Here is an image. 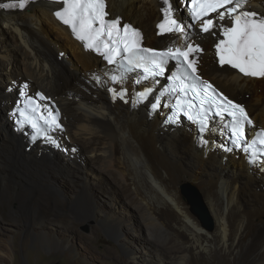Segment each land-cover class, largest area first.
<instances>
[{"label":"bare ground","instance_id":"bare-ground-1","mask_svg":"<svg viewBox=\"0 0 264 264\" xmlns=\"http://www.w3.org/2000/svg\"><path fill=\"white\" fill-rule=\"evenodd\" d=\"M248 5L264 14V0H249ZM161 6L158 0H107V10L112 16L120 15L143 30L145 44L163 47L188 39L192 35L189 31L183 35L156 34L155 25L160 19ZM56 8L48 0H31L22 10L0 11V23L5 26L4 33L9 39L8 48L0 54V73L5 75V84L8 85L0 90L1 110L7 113L13 103L15 93H10L9 88L29 78L32 89L42 88L56 96L65 117L64 120L59 119L66 130L64 134L70 137L72 143L82 145L91 162L111 177L115 188H119L129 204L144 217L149 226V240L158 243L157 231L153 229L159 226L166 232V238L167 234H172L178 241L186 243L187 249L183 251L187 252L189 249L202 250V253L219 249L236 255L257 246L254 264H264V257L259 254L264 249V167L259 168V163L248 165L246 153L236 146L233 149L238 151L230 152L232 158L229 157L223 147L230 144L224 143V130L219 131L222 126L215 121L210 123V130L202 138L208 141L205 144L202 139H197L198 132L195 133L192 127L188 128L193 133L183 128L181 135L179 126H187L184 121L172 127L171 132L169 127H163L158 113L149 115L146 101L134 103L135 98L131 96L128 99L130 103L109 100L103 89L87 81L89 72L100 63L98 57L84 50L68 28L56 20ZM0 33L3 31L0 30ZM201 42L205 47L200 57L203 74L227 94L244 101L258 127L264 128V78L242 77L226 67L217 66L210 47L213 39L207 34L202 36ZM65 47L76 55L74 60L66 57ZM151 84L147 82L148 87ZM137 89L143 91L142 88ZM87 90L91 94H85L86 100L85 97L77 99L79 92ZM3 117L7 115L3 114ZM5 127L8 128L7 141H4L7 142L4 143L5 164L0 176L3 181L10 178L14 171L17 172L15 164L24 166V171L30 175L38 169L40 171L48 148H54L52 152L48 150L47 155L52 153L59 166H79V163L67 162L58 155V151L62 150H55L52 144H49L52 147L42 145L39 148L37 143L27 151L29 144L26 137L15 134L7 125ZM26 154L30 155L27 163L23 159ZM225 158L236 164L237 173L232 171L231 175L225 170ZM39 160L40 164L37 163ZM100 180L97 182L102 183ZM187 181L199 184L203 201L214 221L213 230L203 227L191 213L188 201L180 190ZM243 199L246 206L242 204ZM120 213L119 216L126 217L122 211ZM158 244H163L162 240ZM176 259L180 264H189L190 261L187 254Z\"/></svg>","mask_w":264,"mask_h":264},{"label":"rangeland","instance_id":"rangeland-1","mask_svg":"<svg viewBox=\"0 0 264 264\" xmlns=\"http://www.w3.org/2000/svg\"><path fill=\"white\" fill-rule=\"evenodd\" d=\"M0 25L2 27L0 30L3 31L0 33V54H2L5 52L3 50L8 48L9 39L4 33L5 26L1 23ZM66 57L74 60L76 55L66 48ZM71 72L66 74L72 75ZM0 74V90H2L8 85L5 84V82L7 83L5 75ZM70 75L67 76L71 78ZM73 76L76 75L73 74ZM85 94L91 93L89 90L81 91L77 94V99L85 97L84 100H86ZM1 102L0 100V119L2 120L0 122V176L5 164L4 148L7 142L4 141H7L8 129L5 126L12 127L7 117H3V114L7 115V113L1 110ZM188 127H192V125L185 127L183 124L182 128L179 126L181 135L183 128L193 133L189 131ZM192 129L194 128L192 127ZM210 138L214 141L212 136ZM62 139H64L61 143L62 147L67 150L66 152L58 151L57 154L67 162L79 163V166L75 167L70 164L68 168L59 166L52 153H50L51 156L47 155L49 154L48 150L52 152L54 148H48V150L46 148L48 153H45L44 163L41 162L45 167L41 166L40 171L38 169V172H32V178H29L31 175L24 171V166L19 167L16 164L18 173L14 171L15 173L11 174L10 178H5L4 181L0 178V264H153L159 261L163 264H180L176 258L184 254H187L190 259L189 264L255 263L257 246L236 255L224 253L219 249L216 251L214 248V251H203V253L202 250L189 249L188 253L183 251L187 249L186 243L178 241L172 234H167L166 238L164 235L166 232L159 226L153 230L157 231L155 232L158 238L157 242L162 240L163 244L152 242L148 239L149 226L145 223L144 217L129 204L119 188H115L111 177L98 170L97 165L92 163L83 152L82 145L76 142L69 143L64 137ZM42 141L43 139L38 142L39 148L46 145ZM73 145L77 146L78 151L71 158L69 147ZM47 146L52 147L49 144ZM30 149L26 147L27 151ZM234 151L238 150L232 148L231 152ZM228 155L232 158L230 152ZM29 156L28 154L23 156L26 163L30 161ZM227 159H223L225 170L231 172V175L233 172L237 173L236 164ZM37 163L40 164V160ZM87 167H90V170ZM259 168H262L261 164ZM45 169H47L48 175ZM98 178L102 180H100L102 183L97 182ZM187 182L194 185L201 193L197 182ZM33 184L34 186H32ZM180 190L182 192V187ZM243 201L242 204L244 203L246 206V201L244 199ZM188 206L191 209L189 203ZM110 211L115 215L107 214ZM120 211L126 217L119 216L121 215ZM191 213L202 225L201 220L193 212ZM114 217H116L117 223H114L116 222ZM211 223L212 228L202 226L213 230L212 216ZM259 254L264 257V249Z\"/></svg>","mask_w":264,"mask_h":264},{"label":"snow or ice","instance_id":"snow-or-ice-1","mask_svg":"<svg viewBox=\"0 0 264 264\" xmlns=\"http://www.w3.org/2000/svg\"><path fill=\"white\" fill-rule=\"evenodd\" d=\"M192 17L199 22L200 31L212 33L219 28L222 39L215 44V54L219 65L224 68L237 70L245 77L264 78V14L245 10V0H190ZM28 0H9L0 2V9H24ZM61 9L55 12L56 17L69 26L75 38L84 44L86 49L102 53L109 64L116 65L121 71L118 77L111 79L122 82L128 73L137 72L139 84L141 80L151 78L157 83L156 77L165 75L166 64L169 58L180 62L181 71L171 75L173 81L170 88L164 89L160 95L154 97L151 109L156 111L161 106V96L165 93H178L173 112L166 117L170 123H178L180 114L199 125L203 133L208 129L209 112L214 106L215 116L223 119L227 114L231 118L229 124L224 125L230 130V140L237 148L248 154L253 164L264 166V131L257 133L252 139L246 135L245 124L253 125V121L244 106L234 103L208 81L198 74V60L194 54L203 49L191 43L174 50L158 52L142 47V34L130 24L121 25L119 17L109 18L106 0H61ZM167 7L163 8V21L158 24L159 34L176 33L183 35L186 25L174 17V9L169 0H164ZM212 14H216L213 18ZM230 21L225 25L224 21ZM119 57V60L117 59ZM191 57V58H190ZM113 91V98L119 96L124 99L126 90L117 93ZM154 89L146 86L143 91L136 93L134 103L148 100ZM189 94H191L189 96ZM127 102V101H125ZM168 107V105H164ZM17 121L21 125H30L38 133L42 130L36 119L26 115L20 109ZM35 111V109H33ZM52 124L57 123L53 116ZM35 139V137H33ZM56 143L51 137H47ZM207 144V140L202 139ZM58 146V145H57ZM227 148L226 151H231Z\"/></svg>","mask_w":264,"mask_h":264},{"label":"water","instance_id":"water-1","mask_svg":"<svg viewBox=\"0 0 264 264\" xmlns=\"http://www.w3.org/2000/svg\"><path fill=\"white\" fill-rule=\"evenodd\" d=\"M182 193L191 205L192 212L201 220L202 224L208 228H212L211 216L200 191L194 185L186 183L182 186Z\"/></svg>","mask_w":264,"mask_h":264},{"label":"clouds","instance_id":"clouds-1","mask_svg":"<svg viewBox=\"0 0 264 264\" xmlns=\"http://www.w3.org/2000/svg\"><path fill=\"white\" fill-rule=\"evenodd\" d=\"M65 118V117H64ZM64 118H63V120H64ZM7 119H8V115H7ZM9 120V119H8ZM9 122H11L10 120H9ZM11 124H12V126H13V123L11 122ZM13 127H11V129H12ZM66 131V130H65ZM12 132H14L13 131V129H12ZM15 133V132H14ZM16 134V133H15ZM17 135H19V134H17ZM22 137H25V136H23V135H21ZM62 137H64V138H66L63 134L61 135V139H62ZM27 140V139H26ZM38 143V142H37ZM71 143V142H70ZM35 146V145H34ZM73 147H75V148H77V146L76 145H73ZM77 151H78V148H77ZM71 156V155H70ZM75 156V155H74ZM73 156V157H74ZM72 158V157H71Z\"/></svg>","mask_w":264,"mask_h":264},{"label":"trees","instance_id":"trees-1","mask_svg":"<svg viewBox=\"0 0 264 264\" xmlns=\"http://www.w3.org/2000/svg\"><path fill=\"white\" fill-rule=\"evenodd\" d=\"M188 126V125H187Z\"/></svg>","mask_w":264,"mask_h":264}]
</instances>
